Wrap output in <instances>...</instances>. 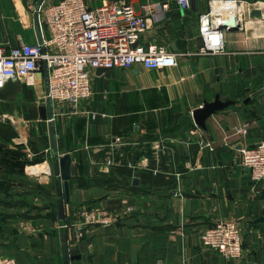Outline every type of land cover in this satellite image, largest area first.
Here are the masks:
<instances>
[{
    "label": "crops",
    "instance_id": "obj_1",
    "mask_svg": "<svg viewBox=\"0 0 264 264\" xmlns=\"http://www.w3.org/2000/svg\"><path fill=\"white\" fill-rule=\"evenodd\" d=\"M35 1L0 0L6 53L38 42ZM128 1L139 11L148 0ZM241 1L251 7L238 27L224 29V48L199 55L181 52L200 45L197 17L208 0H189L186 8L168 0L162 15L147 20L140 41L174 51L176 64L94 70L93 93L83 105L104 115L91 119L52 102L57 156H70L68 199L54 172L48 121L39 116L43 76L36 71L37 81L13 79L0 87V144H20L41 157L22 174L6 175L13 180L8 193L0 191V253L18 264H62L58 224L73 222L78 207L89 205L107 208L112 222L88 224L80 238L63 228L69 252L79 254L70 264H264V180L248 179L238 150L243 141L264 139V0ZM216 94L233 102L197 125L192 110ZM243 122L245 136L235 132ZM38 163L44 165L29 170ZM221 220L241 227L239 257L224 259L201 244V231Z\"/></svg>",
    "mask_w": 264,
    "mask_h": 264
},
{
    "label": "built area",
    "instance_id": "obj_2",
    "mask_svg": "<svg viewBox=\"0 0 264 264\" xmlns=\"http://www.w3.org/2000/svg\"><path fill=\"white\" fill-rule=\"evenodd\" d=\"M238 1L208 0V10L200 12L197 17L201 43L196 50L181 54L202 55L221 51L226 27H219V22L227 20L230 15L238 21L241 13L224 10ZM175 2L181 8L189 5V0ZM168 8V0L142 2L139 11L128 0H104L95 6H89L84 0L51 2L42 7L49 36L42 34L41 43L21 42L8 53L0 46V87L9 80H27L40 70L42 61H45L51 101L66 103L71 112L96 119L104 112L83 105L93 93L91 73L96 68L124 67L135 63L147 68L176 64L174 51L161 43L144 44L140 41L147 20L162 15ZM43 97L45 99V93ZM247 131L248 122L235 127V132L243 136ZM238 150L241 164L248 169V179L253 182L264 180V139L255 143L243 141ZM128 208L131 209L130 206ZM111 222L112 215L107 208L82 205L78 207L73 222H59L58 227H69L74 236L80 238L88 224L107 225ZM200 240L203 247L217 252L224 259L236 258L242 253V230L235 220L217 221L204 228ZM0 264L18 262L13 255L0 253Z\"/></svg>",
    "mask_w": 264,
    "mask_h": 264
},
{
    "label": "water",
    "instance_id": "obj_3",
    "mask_svg": "<svg viewBox=\"0 0 264 264\" xmlns=\"http://www.w3.org/2000/svg\"><path fill=\"white\" fill-rule=\"evenodd\" d=\"M41 2L42 0H36L35 3L33 4V9H34L33 22L39 43L42 42V32L38 18ZM257 12H258L257 10H254L252 13H257ZM238 26H239L238 22L234 15H230L227 20L219 22V27L236 28ZM43 48L44 47L42 46V49ZM105 69L106 68L98 67L96 68L95 71L96 73H101ZM38 71L39 74H41L44 78V93H45V101H42L38 105L39 116L40 118L47 119L48 121L50 149H51V153L55 158L53 161L54 172L56 174H59L61 179L63 180L65 199H68L67 179L70 177V169H69L70 156L68 153H63L57 156L55 130L52 123L53 120L52 101L48 95L49 92L48 70L45 61H42L41 68ZM232 102H233L232 100H221L219 99V95L216 94L213 100H204L202 104H200V106L192 110L193 120L197 125L204 127L205 119L207 116H209L210 114L214 113V111L221 109ZM136 179H137L136 177L133 178V180L135 181ZM59 235H60V243H61L62 264H70V261L75 258H78L79 254L69 252L67 232L63 230V228H60Z\"/></svg>",
    "mask_w": 264,
    "mask_h": 264
},
{
    "label": "trees",
    "instance_id": "obj_4",
    "mask_svg": "<svg viewBox=\"0 0 264 264\" xmlns=\"http://www.w3.org/2000/svg\"><path fill=\"white\" fill-rule=\"evenodd\" d=\"M38 161H41V157L38 154L28 156L20 144H15L12 147L0 144V174L5 176L10 175L11 177L16 174H22L26 164ZM7 176L6 178L0 177V191L5 193H8L9 183L13 180V178H8ZM100 178V180L104 179L102 177Z\"/></svg>",
    "mask_w": 264,
    "mask_h": 264
},
{
    "label": "bare ground",
    "instance_id": "obj_5",
    "mask_svg": "<svg viewBox=\"0 0 264 264\" xmlns=\"http://www.w3.org/2000/svg\"><path fill=\"white\" fill-rule=\"evenodd\" d=\"M251 7V5L248 3V2H242L241 0L236 2V3H233L232 5L230 4L228 7H225L224 10L227 11L228 13L230 12H234L236 14H239V13H247L249 8ZM220 9V7H217ZM34 79V80H33ZM37 78L34 76H31L27 79V82L29 81H37L36 80Z\"/></svg>",
    "mask_w": 264,
    "mask_h": 264
},
{
    "label": "rangeland",
    "instance_id": "obj_6",
    "mask_svg": "<svg viewBox=\"0 0 264 264\" xmlns=\"http://www.w3.org/2000/svg\"><path fill=\"white\" fill-rule=\"evenodd\" d=\"M42 3V2H41ZM42 13H43V15H44V10H42ZM41 13V14H42ZM41 17V16H40ZM41 20H42V17H41ZM44 21V20H43ZM89 99V98H88ZM42 101H45V99L44 100H42ZM36 163V162H35ZM40 164H43L44 165V163H38L37 165H30V166H28L29 167V170H31V171H38V169L40 168L39 166H40Z\"/></svg>",
    "mask_w": 264,
    "mask_h": 264
}]
</instances>
